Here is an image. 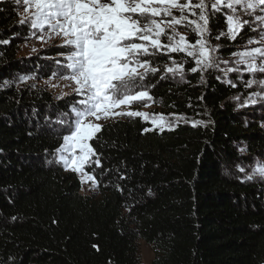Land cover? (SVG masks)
<instances>
[{
	"label": "trees",
	"instance_id": "16d2710c",
	"mask_svg": "<svg viewBox=\"0 0 264 264\" xmlns=\"http://www.w3.org/2000/svg\"><path fill=\"white\" fill-rule=\"evenodd\" d=\"M18 11L0 0V40H9L0 43V264H140L139 240L152 247V264H264V187L239 171L264 160V114L236 107L231 97L245 90L211 70L204 84L199 73L182 84L149 77L163 113L207 126L145 133L152 128L138 117L105 124L90 142L102 167L86 168L96 196H83L77 175L52 161L73 97L19 80L50 78L63 49L18 58L30 36ZM209 26L215 34L223 22ZM248 36L212 42L226 59Z\"/></svg>",
	"mask_w": 264,
	"mask_h": 264
},
{
	"label": "snow or ice",
	"instance_id": "6c2138e0",
	"mask_svg": "<svg viewBox=\"0 0 264 264\" xmlns=\"http://www.w3.org/2000/svg\"><path fill=\"white\" fill-rule=\"evenodd\" d=\"M15 3L22 7L20 23L29 26L32 37L42 44L61 41L57 47L63 49L58 53L62 59H55L57 71L45 83L56 88L61 86L51 84L53 78L65 81L63 88L71 89L78 99L71 101L70 113H61L67 118L57 120L65 131L55 154L66 171L80 176L82 186L91 182L90 187L95 189L99 185L86 168L102 167L100 154L90 143L98 139L97 134L104 127L102 121L142 117L150 119L161 132L165 128L174 130L176 123L164 114L150 116L126 109L134 102L153 100L149 91L156 85L149 82V77L158 76L157 82L177 77L187 82L185 64L189 58L194 66L187 71L199 73L201 84L206 83L205 73L211 70L223 73L216 79L233 88L237 84L229 78L230 73H235L246 89L254 86L259 89L243 100L241 96L231 97L240 101L239 107L264 103V0H15ZM213 19L223 22L215 34L209 26ZM181 28L194 33V39L190 40ZM245 29L255 35L248 36L240 49L231 53L230 60L217 55L221 44H213V39L237 41ZM0 43L8 44L9 40ZM32 51L37 49L33 47ZM173 54L183 56L178 60ZM164 57L166 62H157ZM245 73L249 79H244ZM30 79L34 77H19L21 83ZM8 83L5 81V85ZM71 93L61 91L57 98ZM176 121L187 122L183 116H177ZM197 125L206 127L207 122L197 120L192 126ZM151 130L143 129L145 133ZM239 170L245 171L242 167ZM253 174L264 178V163L257 161ZM252 178L253 175L246 176L248 180Z\"/></svg>",
	"mask_w": 264,
	"mask_h": 264
},
{
	"label": "rangeland",
	"instance_id": "374dc122",
	"mask_svg": "<svg viewBox=\"0 0 264 264\" xmlns=\"http://www.w3.org/2000/svg\"><path fill=\"white\" fill-rule=\"evenodd\" d=\"M15 1V0H13ZM22 7L19 6V11H18V17H19V20H21L22 18ZM29 27V26H28ZM190 40L194 39V33H192L191 31H186L185 29L181 28L180 29ZM29 31H30V36H29V39L24 42L23 44H21L19 46V51L17 53V57L18 58H27V57H33L35 55H37L38 53H40L41 51L45 50V49H48V48H59L57 47V45H59L61 43V41L59 39H56V40H53L51 42H49L48 44H42L39 40H37L35 37H32L31 36V30L29 28ZM245 31H247V29H245ZM244 32V31H243ZM249 32V31H248ZM251 36L252 35H255V33H252L250 32ZM35 47L37 49L36 52H33L32 51V48ZM240 49V45L237 46L235 48L234 51L236 50H239ZM183 55V54H182ZM58 59H62V57H59ZM223 59V58H222ZM231 59V56L224 59V60H230ZM167 61V58L164 57L162 58V61L161 62H166ZM56 64V63H55ZM162 64V63H161ZM189 64H193L194 65V62L191 61V59L189 58ZM57 66V64H56ZM221 67H224V65H221ZM58 68V66H57ZM185 69H186V74H187V66H185ZM215 72V71H214ZM217 75H223V73H220V72H216V76ZM186 76H185V80H186ZM229 78L232 79L234 82H236L237 86H240L242 87L245 92L242 93L240 96L243 99H246L247 96L252 92V91H258L259 89L255 88V86L252 88V89H246L242 83H240L238 80H237V77H236V74L235 73H230L229 74ZM250 76L245 73L244 74V79H249ZM48 79H41V80H28L27 82H24L23 84L25 85H34L36 87H40L44 90H46L48 93H50L54 99H58L57 97L61 94V91H64V92H69L71 93V89H68V88H63V84L66 83L65 81H62V80H59L58 78H53L51 80V84H59L61 87H56V88H53L51 87L49 84H46L45 81H48ZM171 81H175V82H179V83H184L182 81L179 80V78H175V79H169ZM150 95V94H149ZM66 97H73V100L74 99H78V97L75 96V93H71L70 95H66L64 96L63 98H66ZM62 98V99H63ZM60 100V99H58ZM234 103L236 105L237 108L239 109H244V108H247V109H254L258 112H261L264 114V103H261V102H258L257 104L255 105H248L246 107H239V103L240 101H236L234 100ZM147 104V106H145ZM126 110H133V111H141V112H144V113H148L150 116L153 115V114H164L165 116L168 117L169 121L171 122H175L176 124L178 123H183V124H190V125H193V122H195V120H192V119H186L187 122H184V121H179L177 122L176 121V117L175 115L173 114H165L163 113L161 110H160V107L157 106L154 101L152 100L151 102L149 101H138V102H134L130 108L126 109ZM124 118H129L127 116H124V117H117V118H114V119H109L107 120L106 122H101L103 123L104 125L107 124V123H111V122H115L119 119H124ZM140 118L143 122H146L148 123L152 129H155L153 127V125L151 124V121L150 119L149 120H144L142 117H138ZM197 121V120H196ZM159 130V129H157ZM164 130H168L167 128H165ZM58 160V157L56 154H54L53 158H52V161L55 162L56 164H58L59 166H61L63 169V165L62 163H58L57 162ZM257 161L261 162V163H264V160H254L252 163L250 164H246L244 166H242V168H244V172H241L240 170V177L241 179L243 180H246V181H254V182H257V183H260L261 185H263L264 187V178H261L259 175H255L253 174V168L255 167ZM241 168V167H239ZM65 170V169H64ZM66 171V170H65ZM66 172H71L70 170L69 171H66ZM76 174V173H75ZM79 181H80V176L78 174H76ZM247 175H253V178L251 180H248L246 179V176ZM81 184V182H80ZM90 184L91 182H88L86 184H84L83 186L81 185V189H80V194L83 195V196H88V197H93V196H96V188L95 189H92L90 187ZM137 247H138V257H139V261H140V264H152V261L154 259V252H153V249L150 245H147L145 244L143 241L139 240L137 242Z\"/></svg>",
	"mask_w": 264,
	"mask_h": 264
}]
</instances>
